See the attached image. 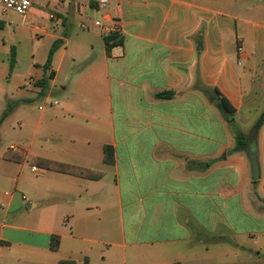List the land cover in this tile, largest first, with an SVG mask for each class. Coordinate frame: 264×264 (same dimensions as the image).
I'll return each instance as SVG.
<instances>
[{
    "label": "crops",
    "instance_id": "0c3cea01",
    "mask_svg": "<svg viewBox=\"0 0 264 264\" xmlns=\"http://www.w3.org/2000/svg\"><path fill=\"white\" fill-rule=\"evenodd\" d=\"M43 1L30 22L20 16L30 50L0 8L1 38L17 41L0 44V264H264V124L251 135L264 111V4L248 18L232 13L236 0H82L67 12ZM106 28L120 39L109 54ZM42 37L62 45L40 95ZM40 160L97 177L30 163Z\"/></svg>",
    "mask_w": 264,
    "mask_h": 264
},
{
    "label": "trees",
    "instance_id": "16d2710c",
    "mask_svg": "<svg viewBox=\"0 0 264 264\" xmlns=\"http://www.w3.org/2000/svg\"><path fill=\"white\" fill-rule=\"evenodd\" d=\"M104 44L106 48V52L109 54L110 49L116 45L120 44V39L116 34L108 35L107 37L104 38ZM62 45V41L55 40L51 47L48 50L46 60L41 66L44 72L49 71L47 76L42 77L41 79L35 81V85L40 89V95H43L44 92L47 90L48 87V81L51 80L54 76V72L50 70V66L52 63L53 55L57 51V49ZM15 62V50L12 47L10 50V60H9V67L10 70L12 69L13 65ZM170 95L166 94H158L156 95L157 98H164L168 97ZM216 107L219 109V111L223 114L224 118L226 121L230 124L232 127L234 137L236 140V150L244 151L247 146L246 142V136L237 128V126L234 123L233 119V113L234 110L233 108L229 105V103L224 99V98H218L216 100ZM7 115V111H4L0 118V123L4 119V117ZM264 124V111L261 112L259 117L256 119L254 122L252 129H251V135L255 136L259 130V128ZM105 152V162L106 163H111L112 162V153H111V148L110 147H105L104 148ZM2 158L6 161L10 162H15V163H20L23 161V156L21 155H16L12 153L11 151H6L3 153ZM34 163L36 166H39L42 169H47V170H54V171H59V172H65L68 174H73L76 176L84 177V178H92V177H97V174H94L93 172L83 170V169H78L76 167H72L69 165H63V164H58L54 162H49L46 160H40L36 162H30ZM33 164V165H34ZM59 248V237L57 236H52L50 239V250L56 251ZM58 264H75L74 261L71 260H63L60 261Z\"/></svg>",
    "mask_w": 264,
    "mask_h": 264
},
{
    "label": "rangeland",
    "instance_id": "374dc122",
    "mask_svg": "<svg viewBox=\"0 0 264 264\" xmlns=\"http://www.w3.org/2000/svg\"><path fill=\"white\" fill-rule=\"evenodd\" d=\"M36 1H38L39 3H44L43 0H36ZM74 1L81 2L82 0H49V2H51L52 9L59 10L60 12L62 11L67 12L68 10H70ZM261 3L264 4V0H236L234 8H232V13L238 14L240 16H245L248 18L254 17L255 15L258 14L257 6L260 5ZM5 14L6 15L3 16V21L5 20L10 23L9 32L11 33L14 32L15 29H18L17 32H21L24 35L23 42L24 44H27L28 46L27 48L30 50L32 43L29 34H27L21 26V21H20L21 17L17 14H13V12H6ZM77 23L78 21L75 20L73 24L76 25ZM1 40L4 41V43L7 44L8 46L13 44L15 47L17 43V41H15L16 40L15 37L13 40L14 43H12L11 41H9L7 35L3 39L0 36V44L3 43ZM47 44H48V37H42L38 40V43L34 45L35 47L34 58L36 62H39V60H41L40 58H42L43 55L47 52L48 50ZM2 58H4V56L3 53L0 52V59ZM6 58L7 57H5V59ZM42 99L43 98H40L38 106H43ZM7 142L8 140L1 141V147L7 144Z\"/></svg>",
    "mask_w": 264,
    "mask_h": 264
},
{
    "label": "built area",
    "instance_id": "2783aa9c",
    "mask_svg": "<svg viewBox=\"0 0 264 264\" xmlns=\"http://www.w3.org/2000/svg\"><path fill=\"white\" fill-rule=\"evenodd\" d=\"M34 0H0V8L4 12H13L22 17L25 23L30 22L31 16L29 15L30 10L32 8ZM109 0H97V5L100 9H103ZM54 16L50 15L49 19H53ZM119 29L118 24L115 23L113 25V30L117 31ZM31 30L35 38L40 37L44 33V29L42 25L38 23H34L31 25ZM110 28L104 29V33L109 35ZM239 51L241 49L239 48Z\"/></svg>",
    "mask_w": 264,
    "mask_h": 264
},
{
    "label": "water",
    "instance_id": "95a60500",
    "mask_svg": "<svg viewBox=\"0 0 264 264\" xmlns=\"http://www.w3.org/2000/svg\"><path fill=\"white\" fill-rule=\"evenodd\" d=\"M248 160L251 168V179L257 180L259 178V165L257 161L256 151L249 152Z\"/></svg>",
    "mask_w": 264,
    "mask_h": 264
}]
</instances>
